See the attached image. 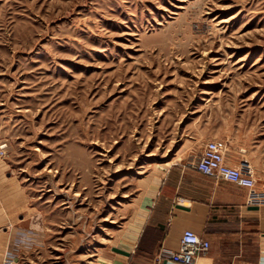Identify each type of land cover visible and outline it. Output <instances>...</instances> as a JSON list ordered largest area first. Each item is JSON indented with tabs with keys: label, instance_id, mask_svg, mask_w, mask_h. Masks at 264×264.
I'll list each match as a JSON object with an SVG mask.
<instances>
[{
	"label": "rangeland",
	"instance_id": "374dc122",
	"mask_svg": "<svg viewBox=\"0 0 264 264\" xmlns=\"http://www.w3.org/2000/svg\"><path fill=\"white\" fill-rule=\"evenodd\" d=\"M203 139L264 194V0H0V230L32 257L98 264Z\"/></svg>",
	"mask_w": 264,
	"mask_h": 264
},
{
	"label": "crops",
	"instance_id": "0c3cea01",
	"mask_svg": "<svg viewBox=\"0 0 264 264\" xmlns=\"http://www.w3.org/2000/svg\"><path fill=\"white\" fill-rule=\"evenodd\" d=\"M207 142L203 139L193 154L183 150L175 163L149 182L142 210L115 247L128 256L111 252L98 264H176L158 260V254L178 251L188 230L211 244L196 264H264V205L248 206L246 189L207 178L194 169ZM227 144L230 166L246 161ZM19 233L23 231L0 230V264L5 260L50 264L32 257L30 244L16 239Z\"/></svg>",
	"mask_w": 264,
	"mask_h": 264
},
{
	"label": "built area",
	"instance_id": "2783aa9c",
	"mask_svg": "<svg viewBox=\"0 0 264 264\" xmlns=\"http://www.w3.org/2000/svg\"><path fill=\"white\" fill-rule=\"evenodd\" d=\"M228 144L225 141H208L203 149L199 161L193 166L201 175L215 181L234 184L248 191L247 205L260 207L264 205V194L257 191V180L249 162L243 161L239 166H230L226 155ZM211 248L209 241L188 230L184 233L179 250L176 252L162 251L158 260H170L176 264H196V260L206 255ZM3 264H15L5 260Z\"/></svg>",
	"mask_w": 264,
	"mask_h": 264
},
{
	"label": "water",
	"instance_id": "95a60500",
	"mask_svg": "<svg viewBox=\"0 0 264 264\" xmlns=\"http://www.w3.org/2000/svg\"><path fill=\"white\" fill-rule=\"evenodd\" d=\"M258 207H255L254 209H257ZM114 252L116 253H119V254H122V255H125V256H128V254L120 249H117V248H114L113 249Z\"/></svg>",
	"mask_w": 264,
	"mask_h": 264
},
{
	"label": "bare ground",
	"instance_id": "6f19581e",
	"mask_svg": "<svg viewBox=\"0 0 264 264\" xmlns=\"http://www.w3.org/2000/svg\"><path fill=\"white\" fill-rule=\"evenodd\" d=\"M158 168H161V167H158Z\"/></svg>",
	"mask_w": 264,
	"mask_h": 264
}]
</instances>
